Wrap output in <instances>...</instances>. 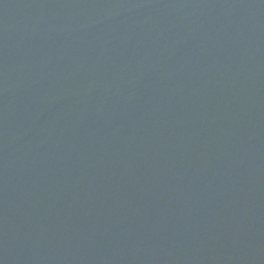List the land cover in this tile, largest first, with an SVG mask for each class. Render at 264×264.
Listing matches in <instances>:
<instances>
[{
  "label": "water",
  "instance_id": "obj_1",
  "mask_svg": "<svg viewBox=\"0 0 264 264\" xmlns=\"http://www.w3.org/2000/svg\"><path fill=\"white\" fill-rule=\"evenodd\" d=\"M0 264H264V0H0Z\"/></svg>",
  "mask_w": 264,
  "mask_h": 264
}]
</instances>
